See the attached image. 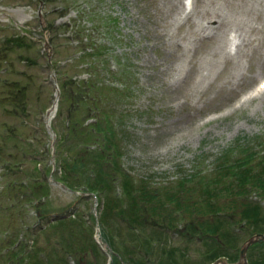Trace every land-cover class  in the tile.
Masks as SVG:
<instances>
[{"label": "rangeland", "instance_id": "obj_1", "mask_svg": "<svg viewBox=\"0 0 264 264\" xmlns=\"http://www.w3.org/2000/svg\"><path fill=\"white\" fill-rule=\"evenodd\" d=\"M190 2L186 16L183 0H0V56L6 57L0 60V163L5 158L30 168L33 149L47 152L51 131L46 128V135L42 131L46 123L42 108L52 101L56 68L64 70L66 78H86L84 61L90 60L111 66L114 72L109 77L126 83L123 95L111 96L112 105L92 90L98 106L90 111L102 114L110 107L114 112L106 111L120 152L114 156L119 165L115 169L139 187L146 184L152 204L137 196L140 208L129 215L126 196L115 182L109 190L115 203L105 211L101 196L98 204L90 196L85 202L77 201L72 190L51 180L50 220L73 219L83 231L76 245L65 246L70 249L69 264H103L104 257L109 258L111 250L103 242L96 252L78 248L79 243L85 246L87 229L93 221L100 222L102 214L105 224L93 225L94 240L99 239V231L112 234L113 248L122 247L125 253L117 252L131 264H209L212 251L233 253L230 245L239 248L252 234L251 225L244 228L232 220L226 207L242 198L213 181V167L226 150L236 157L238 147L255 149V161L264 151V89L252 90L264 78V0ZM16 34H25L27 46ZM10 35L16 36L14 42L20 47L5 51L1 43ZM91 49L95 50L92 57H77ZM47 53L56 63L45 67ZM206 63L209 73L198 77ZM3 81L24 85L23 104L30 113L13 112L3 98L7 91ZM87 135H75L69 141L86 140ZM92 154L87 151L83 157L87 160ZM100 161L103 169L111 164L106 153ZM36 166H41L40 161ZM2 171L0 167L1 183ZM17 174L16 168L5 175ZM205 187L210 188L211 198ZM249 197L264 204V197L257 193ZM158 200L165 203L162 208ZM219 205L225 206L220 213L211 210ZM92 212L96 217L89 218ZM33 213L29 204L6 192L4 198L0 195V246L20 238L25 227L22 219L29 223ZM215 216L222 225L210 233L211 222L206 221ZM65 223L44 231L34 228L25 241L30 244L35 236L43 250L40 257L51 251L60 257L62 244L56 239L66 230L60 227ZM234 235L238 236L235 241ZM248 250L252 260L263 257L264 241L258 239ZM3 251L0 247V260Z\"/></svg>", "mask_w": 264, "mask_h": 264}, {"label": "trees", "instance_id": "obj_2", "mask_svg": "<svg viewBox=\"0 0 264 264\" xmlns=\"http://www.w3.org/2000/svg\"><path fill=\"white\" fill-rule=\"evenodd\" d=\"M16 35L18 36L17 40H19L23 46H27V42L23 38L25 36ZM15 39L16 36L13 35L5 38L1 43V48L5 51L12 50L13 48H19L20 44L14 42ZM94 53V49H91L89 52H85L83 50V52L77 57L82 59L87 54L92 57ZM0 60L5 61L6 57L0 56ZM51 61L52 65L56 63L53 59ZM84 66L85 69L83 71L87 76L86 78H78L77 80H72V78L69 77L66 78V72L56 68L59 97L55 113L56 121L54 120L51 123V127L55 132L54 171L51 172V165L46 163L49 158L48 148L47 152L43 153L39 152V150L37 151L33 149L32 160L34 163L30 168L20 165L21 161H11L10 159L5 158L1 160L2 163H0V166L3 169L1 173V197L4 198L6 192L7 194L14 196L16 200L29 204L32 206V210H34L33 216L35 217L27 224H25V221L22 219V224L25 227L19 234L21 237L11 240L9 246L8 244H5L3 247L0 246L1 249H5L2 254L0 264H68L65 258V253L70 251V249L65 246H70L72 242L76 245V237L81 235L80 233H83V231L80 228V225H78V223L73 219L68 221L63 217H56L53 219L54 221L50 220L51 218L48 214L50 212V209H48L50 206V185L47 181V176H49L50 173L53 180L62 183L73 192L80 191L95 193L98 198L101 196L102 200L106 204L105 211L113 207L111 202L115 203L109 191L112 189L113 183L115 182L118 184L117 186L120 189L119 193L126 196L127 201L125 203V207L129 211V215H133L138 209L137 207L140 208L139 200L136 199L137 196L138 199L144 198L149 200L151 198V194H148L147 189L145 188L146 184L139 187V184H137L138 182L129 180L115 169L119 167V165L115 164L116 160L114 156H118L120 152L114 139V131L111 129V123L108 120V113L113 115L114 112L110 110V107L106 109L108 113L104 110L102 111V114H96V111L94 110L90 111L93 107L98 106L97 101L92 97L94 95L90 93L92 90L102 93L104 96V102H109V105H112L114 103V99L111 98V96L123 95L125 93L124 89L126 88V83L120 78L116 80L109 77L114 70L110 66L108 67V65L104 66L102 63L97 64L94 61L92 64L90 60H85ZM45 67H47V65H45ZM58 79H62V82L59 83ZM66 80L69 83V89H67ZM3 82L7 90L3 98L9 102L7 104L12 107L13 112L24 111L23 113L25 114L30 113V109H26L23 104V93L25 91L24 85L14 81ZM69 90H73V92L69 94ZM99 100L101 101V99ZM110 102L113 103L110 104ZM41 128L43 133L46 135L45 129L42 125ZM85 134H88L86 136V140L69 141L73 139L75 135L83 136ZM91 135L93 136L92 139H88ZM30 141L32 142L33 140L30 138ZM256 141L258 144L261 143L258 139ZM78 143L79 148L75 150V145ZM238 149H241V151L237 154L238 156L236 155V157L229 156L231 155L230 150H226L222 153L220 158L221 160L218 159L216 161L217 163L213 167L216 173L213 181L215 183L222 182V187L224 189L234 195H239L242 198L239 203L233 201L235 205L229 204L226 207L231 211L232 220L237 221L239 225H243L244 228L251 225L252 233L256 231L264 232V204L260 205L258 201L249 197L252 193H257L264 197V151L259 155V159L255 161L253 158L254 154L257 153L255 149L253 152H249L248 150L250 148L247 146L238 147ZM87 151L93 152V154L91 158L86 160L83 156ZM98 151H100L102 155L106 153L107 159L111 160V164L110 166L107 165V169H103L102 166L99 167V165L102 164L100 161L102 155L98 153ZM1 154L2 150L0 149V158ZM44 154L45 156H43ZM39 161H43V163H41L43 164L42 168L36 166ZM4 162H6V164H4ZM16 168L18 174L15 177L10 178L12 176L5 175L6 170H14ZM4 180L7 181L3 182ZM205 189L207 190V194L209 196L208 198H211L212 196L209 195L210 188L205 187ZM76 198L86 197L83 195H76ZM208 198L206 199V205L209 207L210 202H208ZM159 201L160 200H158V202ZM150 203L152 204L151 201ZM177 203L179 202H176V204ZM164 204V202L160 201L159 207L162 208ZM224 207L225 206L213 209L208 208L206 211L211 209L212 211L220 213L219 209H224ZM237 209L239 210L237 211ZM102 215L105 216V214ZM235 215L236 217H234ZM103 216L100 217V222L105 224ZM64 221H66V223L60 227H64L69 231L61 230L60 238L56 239L57 243L59 242L62 244V254L60 257H58L55 251L46 253L44 258L40 257V253H42L43 250L38 244V238L35 236L30 240V244H27V241H25L26 236H28V231H32L34 228H40V230L44 231L47 227H57ZM206 222H211V225H207V230H209L210 233L217 232L222 225V220L218 218V216H215V218L212 217V219ZM69 223L72 224V227ZM74 224H77L78 226L73 227ZM199 227L201 228L202 226L199 224ZM72 228L73 230H71ZM106 228L112 229L108 225ZM87 231L88 236L86 235L87 238L85 239V246L83 247L79 243L78 248L84 249L87 247L93 252H96V244L91 239L92 229L89 227ZM102 236L110 242L112 246L111 248L113 249L112 234H102ZM234 236L233 241L238 238L237 235ZM12 244L15 245L10 247ZM230 246L234 248L233 253H216L212 251L207 259L210 261L220 255H224L228 260H235L238 248L234 243ZM114 250L125 253L122 247H117ZM118 255L122 257L121 260L124 264H131V261L125 254L123 256L118 252L112 255L109 264H114V261L116 264H121V260L116 257ZM247 255L248 264H264V256L252 260L249 256V250Z\"/></svg>", "mask_w": 264, "mask_h": 264}, {"label": "water", "instance_id": "obj_3", "mask_svg": "<svg viewBox=\"0 0 264 264\" xmlns=\"http://www.w3.org/2000/svg\"><path fill=\"white\" fill-rule=\"evenodd\" d=\"M258 239H264V233H255L243 242V244L241 245L240 250H239V258L237 261H235L233 263H226L225 258L220 257V258L214 260L212 264H218L219 262L223 263V264H245V262H246L245 254H246V249H247L248 245L251 244L252 242L258 240Z\"/></svg>", "mask_w": 264, "mask_h": 264}, {"label": "bare ground", "instance_id": "obj_4", "mask_svg": "<svg viewBox=\"0 0 264 264\" xmlns=\"http://www.w3.org/2000/svg\"><path fill=\"white\" fill-rule=\"evenodd\" d=\"M262 6V5H261ZM183 11L182 12H185V10L184 9H182ZM190 10V9H189ZM192 10H193V8H192ZM192 10H190V11H192ZM188 13H190L189 11L188 12H185V15L187 16V14ZM200 69H201V71H200V73H199V76L198 77H203V76H205V75H207L208 73H209V70H210V64H205V65H203L202 67H200ZM257 90L258 91H260V90H262V89H260L259 87L257 88ZM264 93V92H263ZM262 93V94H263ZM261 94V95H262ZM56 100H57V95L55 94V98H54V101H53V104H52V106L49 108V111H48V117L50 118L51 116H52V114H53V111L55 110V107H56Z\"/></svg>", "mask_w": 264, "mask_h": 264}]
</instances>
